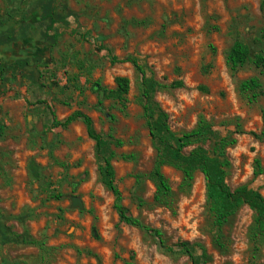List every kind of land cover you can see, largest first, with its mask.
Masks as SVG:
<instances>
[{
  "label": "rangeland",
  "instance_id": "rangeland-1",
  "mask_svg": "<svg viewBox=\"0 0 264 264\" xmlns=\"http://www.w3.org/2000/svg\"><path fill=\"white\" fill-rule=\"evenodd\" d=\"M17 3L20 7L0 0V47L4 41L13 47L10 58L0 54V264H193L178 249L167 253L152 233L120 222L85 126L52 128V112L64 120L75 111L89 115L98 133L125 142L114 149L113 162L123 204L159 230L166 246L199 244L209 255L207 264H264V240L256 250L250 237L254 212L247 206L224 226V247L217 245L199 171L184 187L183 173L165 166L172 194L167 204L155 201L156 186L148 176L157 153L142 77L131 64L111 65L108 53L136 57L161 84L182 81L183 88L154 95L171 130L191 132L203 120L222 138L236 139L226 151L225 183L231 190L249 185L264 197V175H254L256 160L264 169V137L248 135H262L264 98L251 102L240 91L252 78L264 88V69L249 63L233 72L227 64L237 40L253 57L264 56V0ZM38 11L43 19H35L32 29L19 25L22 16ZM89 33L91 43L80 38ZM24 37H32L33 45L19 51L23 46H14ZM100 45L105 50L98 53ZM119 77L130 80L128 103L106 99L98 111L95 84L115 89ZM214 144L201 142L186 153L210 151ZM73 197L83 209L72 207Z\"/></svg>",
  "mask_w": 264,
  "mask_h": 264
},
{
  "label": "trees",
  "instance_id": "trees-1",
  "mask_svg": "<svg viewBox=\"0 0 264 264\" xmlns=\"http://www.w3.org/2000/svg\"><path fill=\"white\" fill-rule=\"evenodd\" d=\"M83 37L84 40L86 39L85 41L90 43L93 40V35L90 33L80 38ZM100 41L103 40L99 39ZM96 49L100 53L105 50V47L100 45L96 46ZM108 53L111 56V65L131 64L142 77L145 117L157 153L154 169L148 176L156 186L155 201L160 204H167L172 194L169 180L163 172L165 166H173L183 173L184 187L191 186L195 173L199 171L203 174L206 181L207 204L214 218L217 245L220 248L224 247L222 244V230L224 226L240 208L247 206L254 212V223L251 227L250 237L252 242L257 246L256 250H258V245L264 240V197L249 185H243L235 190H231L225 183L226 169L229 167L226 151L228 148L236 145L237 140L228 137L222 138L213 131L210 124L203 120L191 132L181 134L173 132L168 124V115L154 102V95L156 92L165 89L183 88L184 83L177 81L171 85L161 84L148 75L145 66L136 57L129 56L125 59H119L112 55L111 51H108ZM249 63L254 64L257 68L264 69V56L259 54L253 57L250 47L237 40L227 56L229 68L231 71L237 72ZM115 84V89L105 88L100 83L95 84V92L101 98L96 107L98 111H103L102 105L106 99L118 101L124 106L128 103L127 96L130 92V80L125 77H119L116 79ZM240 91L243 95L248 96L251 102L257 101L260 97L264 98V88L258 78L242 82ZM51 115L53 117L51 124L53 129H68L76 122H81L85 126L88 137L95 143V155L98 161L101 182L113 195V208L122 224L152 233L159 239L161 247L167 253H173L175 249H178L187 255L193 264L208 263L209 255L204 247L188 242H183L176 246H166L162 239V233L159 230L144 225L140 219L134 218L124 206L123 193L118 187L113 165L114 160L118 158L114 149L122 148L125 145L123 140L116 138L112 133L107 136L98 133L94 127L92 118L81 111H75L64 120H59L54 112ZM239 133L244 134V132ZM248 135L260 139L264 137V129L260 136L253 132L248 133ZM209 140L215 141L212 150L208 151L203 148H197L189 154L186 153L187 148ZM119 158L124 160L129 159L127 156H120ZM254 175L256 177L264 175V169L258 160L255 161ZM55 199H60V196L55 197Z\"/></svg>",
  "mask_w": 264,
  "mask_h": 264
},
{
  "label": "crops",
  "instance_id": "crops-1",
  "mask_svg": "<svg viewBox=\"0 0 264 264\" xmlns=\"http://www.w3.org/2000/svg\"><path fill=\"white\" fill-rule=\"evenodd\" d=\"M6 1H8V3H9L11 6H12L11 3H13V4L16 5V7H20L19 4L17 3L18 0H6ZM38 18L43 19V15L40 14L39 11H38V12H34L33 14H31V15L28 16V17L22 16V17L20 18L22 22L19 23V25H20V26H21V25H22V26L28 25V27L32 29L33 21H34L35 19H38ZM32 39H33L32 37H30V38H25V37H24V39H21L20 42H17V43L15 44L14 47H16V48L19 47V48H20V46L22 45L23 47H22L19 51L25 50V48L27 47V44H29V45H33V40H32ZM1 45H2V46L0 47V54H1V56H2V55H5V56H7V57L10 58V56H12L11 53H12V49H13V47L11 48V46L8 45L5 41H4ZM15 56L18 57L19 55H15ZM2 72H3V71H2ZM2 72H0V74H1ZM2 77H3V76L0 75V80H1V81H2Z\"/></svg>",
  "mask_w": 264,
  "mask_h": 264
},
{
  "label": "water",
  "instance_id": "water-1",
  "mask_svg": "<svg viewBox=\"0 0 264 264\" xmlns=\"http://www.w3.org/2000/svg\"><path fill=\"white\" fill-rule=\"evenodd\" d=\"M72 207L83 209V204L79 198L73 197L72 198Z\"/></svg>",
  "mask_w": 264,
  "mask_h": 264
}]
</instances>
